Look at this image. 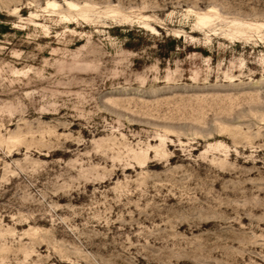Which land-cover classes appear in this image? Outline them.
<instances>
[{
  "label": "rangeland",
  "instance_id": "rangeland-1",
  "mask_svg": "<svg viewBox=\"0 0 264 264\" xmlns=\"http://www.w3.org/2000/svg\"><path fill=\"white\" fill-rule=\"evenodd\" d=\"M0 264H264V0H0Z\"/></svg>",
  "mask_w": 264,
  "mask_h": 264
}]
</instances>
